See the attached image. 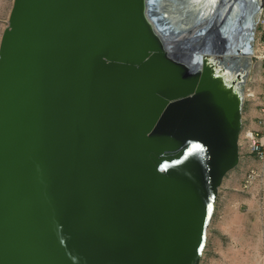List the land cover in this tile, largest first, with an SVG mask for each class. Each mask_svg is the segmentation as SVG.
I'll return each instance as SVG.
<instances>
[{
    "label": "water",
    "instance_id": "obj_1",
    "mask_svg": "<svg viewBox=\"0 0 264 264\" xmlns=\"http://www.w3.org/2000/svg\"><path fill=\"white\" fill-rule=\"evenodd\" d=\"M256 2L12 0L0 264H200L240 162Z\"/></svg>",
    "mask_w": 264,
    "mask_h": 264
},
{
    "label": "rangeland",
    "instance_id": "obj_2",
    "mask_svg": "<svg viewBox=\"0 0 264 264\" xmlns=\"http://www.w3.org/2000/svg\"><path fill=\"white\" fill-rule=\"evenodd\" d=\"M11 4L12 0H0V37ZM243 132L244 127L240 141L247 145ZM237 171V167L231 170L226 179ZM229 189L223 181L200 264H264V212L259 207V212L249 210L246 204L234 206L230 198H224L226 193L229 197Z\"/></svg>",
    "mask_w": 264,
    "mask_h": 264
},
{
    "label": "built area",
    "instance_id": "obj_3",
    "mask_svg": "<svg viewBox=\"0 0 264 264\" xmlns=\"http://www.w3.org/2000/svg\"><path fill=\"white\" fill-rule=\"evenodd\" d=\"M251 58L252 66L245 89V105L254 100H259L261 104L256 107L258 116L255 118V124L259 130L246 131L245 139L249 153L261 166L246 172L242 181V190L248 191L257 185L261 193V201H264V134L260 131L264 129V0L258 13ZM256 87L258 90L254 92L253 89ZM262 212H264V205L261 206Z\"/></svg>",
    "mask_w": 264,
    "mask_h": 264
},
{
    "label": "crops",
    "instance_id": "obj_4",
    "mask_svg": "<svg viewBox=\"0 0 264 264\" xmlns=\"http://www.w3.org/2000/svg\"><path fill=\"white\" fill-rule=\"evenodd\" d=\"M261 104L259 100H254L244 106L243 110V127L244 132L242 134V138L245 139V132L249 130H259L257 125L255 124V118L258 116L257 105ZM262 134H264V129L260 130ZM246 140V139H245ZM247 142V141H246ZM247 145H243V142L240 141V162L237 166L238 171L236 173H232L226 179H223L226 182V185L230 187L229 197L228 194L224 195V198H230L234 206L238 204H246L249 210L254 208V211L259 210L261 212V206L264 205V201H261V193L257 185H254L250 190L243 191L242 190V181L246 174V172L253 168H259L260 163L254 159V157L249 153L247 149ZM232 189V190H231Z\"/></svg>",
    "mask_w": 264,
    "mask_h": 264
},
{
    "label": "bare ground",
    "instance_id": "obj_5",
    "mask_svg": "<svg viewBox=\"0 0 264 264\" xmlns=\"http://www.w3.org/2000/svg\"><path fill=\"white\" fill-rule=\"evenodd\" d=\"M201 1H203V0H201ZM222 0H206V2H207V4L209 5V8L211 9V8H213L214 6H215V4L216 3H220ZM257 2L256 3H260V0H256ZM199 4V2L197 1L194 5H192L191 7H190V9L192 10V9H196L197 8V5ZM206 7V6H205ZM205 7H203V8H205ZM200 9L199 10V12H204V11H206V10H204V9ZM189 9V10H190ZM209 9V10H210ZM186 11H188V10H186ZM209 12V11H208ZM167 14V13H166ZM166 17H168V19H170V20H176L178 17H179V14L176 16L175 14L173 15V14H171V15H168L167 14V16ZM258 21V14L257 15H254L253 16V18H252V22H253V24H256V22ZM254 92H256V91H254Z\"/></svg>",
    "mask_w": 264,
    "mask_h": 264
},
{
    "label": "snow or ice",
    "instance_id": "obj_6",
    "mask_svg": "<svg viewBox=\"0 0 264 264\" xmlns=\"http://www.w3.org/2000/svg\"><path fill=\"white\" fill-rule=\"evenodd\" d=\"M197 147H199V146H197Z\"/></svg>",
    "mask_w": 264,
    "mask_h": 264
}]
</instances>
